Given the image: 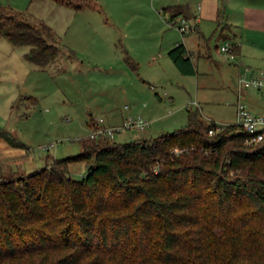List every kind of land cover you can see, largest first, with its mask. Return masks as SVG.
I'll use <instances>...</instances> for the list:
<instances>
[{
  "label": "trees",
  "instance_id": "trees-1",
  "mask_svg": "<svg viewBox=\"0 0 264 264\" xmlns=\"http://www.w3.org/2000/svg\"><path fill=\"white\" fill-rule=\"evenodd\" d=\"M162 10L195 23L189 5ZM0 37L29 45L25 58L42 67L60 52L50 25L11 6L0 5ZM168 54L197 73L183 43ZM217 128L188 109L174 131L126 142L86 135L78 154L0 175V264H264V141L249 144L238 123ZM0 136L25 147L2 127ZM77 161L93 165L81 178L71 174Z\"/></svg>",
  "mask_w": 264,
  "mask_h": 264
},
{
  "label": "rangeland",
  "instance_id": "rangeland-1",
  "mask_svg": "<svg viewBox=\"0 0 264 264\" xmlns=\"http://www.w3.org/2000/svg\"><path fill=\"white\" fill-rule=\"evenodd\" d=\"M95 1L99 7L77 10L53 0H0L30 21H45L60 46L57 58L42 67L25 58L29 45L0 38V127L26 145L25 154L11 164L19 171L2 176H27L53 158L78 154L81 138L90 136L101 118L104 126L122 125L128 117L149 121L146 129L117 131V142L181 128L188 109L224 126L237 122L239 80L252 72L238 71L237 55L222 50L231 46L228 41L215 34L210 44L233 63L215 57L220 63L212 70L202 61L198 73L184 74L167 52L177 34L194 30L173 27L158 0ZM124 49L137 67L126 60ZM243 92L246 102L247 94L264 101L256 88ZM70 169L81 178L89 165L77 161Z\"/></svg>",
  "mask_w": 264,
  "mask_h": 264
},
{
  "label": "crops",
  "instance_id": "crops-1",
  "mask_svg": "<svg viewBox=\"0 0 264 264\" xmlns=\"http://www.w3.org/2000/svg\"><path fill=\"white\" fill-rule=\"evenodd\" d=\"M53 1L62 4L56 0ZM171 4L189 5L191 18L195 19L196 24L193 32L182 36L177 34L168 52L179 43H183L191 56L197 73L199 72L198 66H201L202 61L208 65L206 68L210 70L213 69L214 63H220L215 57L223 61L228 59L229 63H233L230 56L225 54L220 57L213 51L210 41L215 34L231 45L232 52L237 55L235 65L240 73L245 67L252 73L255 70L264 69V0H158L157 8L162 11L165 6ZM180 18L182 17L179 16L174 20L177 21ZM235 46H237L236 51L234 50ZM154 58L157 59L156 56ZM240 93L245 101L243 90H238L235 102L236 117ZM246 98L248 103L245 102L255 113L264 115V101L255 100L248 94ZM197 104L199 103L197 102ZM25 152V148L12 145L0 136V175L19 171L13 170L11 164L17 162Z\"/></svg>",
  "mask_w": 264,
  "mask_h": 264
},
{
  "label": "built area",
  "instance_id": "built-area-1",
  "mask_svg": "<svg viewBox=\"0 0 264 264\" xmlns=\"http://www.w3.org/2000/svg\"><path fill=\"white\" fill-rule=\"evenodd\" d=\"M195 24L192 21L181 18L177 21H172L171 25L176 26L182 32H190L195 29ZM223 51H232L231 46H223ZM233 56V55H232ZM239 90L244 88H256L260 92L264 93V69L255 70L250 76H241L239 80ZM197 104V102H194ZM102 121V119H100ZM245 132L248 133L247 142L249 144H256L264 141V115L255 113L249 105L242 98L241 93L239 94L237 102V122ZM149 125V121L142 117H128L125 119L122 125L118 126H99L92 130L90 136L92 138H98L102 135H109L114 137L117 131L124 129H146ZM224 124L218 123L219 130ZM210 133L213 134L214 130L211 129Z\"/></svg>",
  "mask_w": 264,
  "mask_h": 264
},
{
  "label": "water",
  "instance_id": "water-1",
  "mask_svg": "<svg viewBox=\"0 0 264 264\" xmlns=\"http://www.w3.org/2000/svg\"><path fill=\"white\" fill-rule=\"evenodd\" d=\"M92 167H93V165H91V166L89 167V169H92Z\"/></svg>",
  "mask_w": 264,
  "mask_h": 264
}]
</instances>
